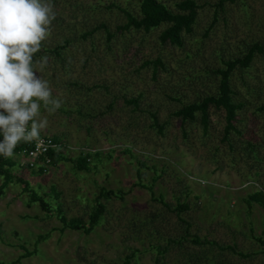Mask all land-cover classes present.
Returning a JSON list of instances; mask_svg holds the SVG:
<instances>
[{
	"label": "rangeland",
	"instance_id": "1",
	"mask_svg": "<svg viewBox=\"0 0 264 264\" xmlns=\"http://www.w3.org/2000/svg\"><path fill=\"white\" fill-rule=\"evenodd\" d=\"M158 1L177 12L183 0ZM193 1L200 6L196 22L179 48L160 44L163 28L117 30L124 10L137 14L138 0H51L56 18L33 68L61 101L53 114L41 106L48 119L41 133L62 143L63 158L39 175L22 156L11 157L13 174L52 210L30 203L18 180L2 190L0 262L122 264L135 250L129 264H155V250L164 248L160 264H264V210L245 203L264 189V53L231 75L235 101L245 103L237 112L241 136L230 133V143L223 142L224 114L212 108L207 135L197 118L174 117L182 105L217 93L213 72L221 60L264 42V0H225L222 9L220 0ZM100 24L113 34L110 41L101 28L90 33ZM58 46L64 48L55 55ZM42 57L43 69L36 63ZM155 59L164 68L154 77ZM138 97L137 107L125 102ZM82 150L97 152L88 170L76 167ZM102 190L115 196L101 197ZM57 202L66 219L87 223L96 203L104 214L85 234L64 227ZM179 204L187 209L177 211Z\"/></svg>",
	"mask_w": 264,
	"mask_h": 264
},
{
	"label": "trees",
	"instance_id": "2",
	"mask_svg": "<svg viewBox=\"0 0 264 264\" xmlns=\"http://www.w3.org/2000/svg\"><path fill=\"white\" fill-rule=\"evenodd\" d=\"M230 1L233 2L234 0ZM224 3L225 0H220L217 4V7L219 9H222ZM175 8L177 9V12L171 11L165 4L158 0H138L137 14L124 10L123 13L125 15L126 22L123 26L118 27L117 30L119 32L134 30L149 33L152 30L163 28L159 35L160 44H169L170 46L180 48L183 46V34H192L193 32V27L196 22L197 10L200 8V6H198L193 0H183L182 2L176 4ZM214 16L215 18L217 17V12H215ZM99 28L105 30L106 40L110 41V39L113 37V34L109 33L104 24H100L95 29H92L90 33L98 30ZM63 48V46H58L51 51L55 55H58L59 50ZM263 53L264 42H255L248 45L245 51L240 56L232 59L221 60L222 66L215 69L213 72L218 77L217 93L215 95L205 96L200 101L182 105L181 108L174 113V117L179 118L181 123H184L186 121L192 122L197 118L202 128V133L204 135H207L210 122L209 111L212 108L215 111L223 112L224 114V127L223 135L221 138L223 142L230 143V133L241 136L242 133L236 126L237 122L239 121L237 112L243 109L245 103L235 101L234 97L236 94L231 84V75L237 70L242 71L248 69L251 66L256 54ZM149 65L153 66L152 74L154 77L157 74L158 68H164V64L160 59L150 61ZM139 99L140 97L125 102H127V104H133L135 107H137L136 105ZM108 108H111V105H108ZM259 110L264 114V104L259 107ZM153 124H156L155 120ZM158 130L161 132V127H158ZM51 138L55 142V144H62L59 143L55 138ZM247 146L251 147L252 144L247 142ZM128 152L130 151L126 150V153ZM79 153L80 156L77 158L76 167L80 170H88L90 157L92 155L95 156L97 152L91 154L82 150ZM15 154L16 151L14 150L13 155ZM48 156L51 160V167L57 165V163H59L63 158L60 149L49 151ZM22 163L17 164L19 166H23ZM138 163L140 166H144V162L138 161ZM14 166L15 162L11 160V158L0 156V177L2 178L0 192L4 190L11 182H13L14 180H18L22 182L23 190L30 193V203L38 204L42 210L50 212L52 208L49 207L47 201L43 199L40 194L30 189L29 184L26 181H24L22 178H17L13 174L11 169ZM25 168L30 171H37V174L39 175H44V173H47V171H49H44L43 168H39L37 170H31L27 166H25ZM138 177L139 179H141L140 176ZM50 194V196L56 200L60 197V194L55 190V188L51 189ZM99 195L101 197H105L106 199L109 197V195L115 196L114 193H108L105 190H102ZM245 203L248 206H251V204H256L264 210V189L256 190L255 192L251 193L247 197V201H245ZM104 208V205L96 203L95 207L88 214L87 223H84L80 219H66L65 215L62 212L60 202H57V204L53 207V210L57 213L59 220L64 225V227L70 228L72 230H82L85 234H88L92 232L97 225L100 224L102 216L104 214ZM186 209L187 205L185 204L177 205V211L179 212H183ZM195 242L201 243L198 240H195ZM258 242L264 248V240L258 239ZM230 251L233 252V249L230 248ZM155 252L157 254L154 259L155 264H160V256H163L164 248L161 250H159L158 248L155 250ZM134 253L135 250L131 252V255L126 256L125 261L122 264H129L132 259L131 257H134ZM30 254L31 253L27 252L24 256H29ZM239 256L246 257V255L242 254H239ZM0 264L6 263L0 262Z\"/></svg>",
	"mask_w": 264,
	"mask_h": 264
},
{
	"label": "clouds",
	"instance_id": "3",
	"mask_svg": "<svg viewBox=\"0 0 264 264\" xmlns=\"http://www.w3.org/2000/svg\"><path fill=\"white\" fill-rule=\"evenodd\" d=\"M56 18L51 0H0V156L11 158L21 142L40 141L48 114L61 107L33 58ZM41 69L47 57L36 61Z\"/></svg>",
	"mask_w": 264,
	"mask_h": 264
},
{
	"label": "built area",
	"instance_id": "4",
	"mask_svg": "<svg viewBox=\"0 0 264 264\" xmlns=\"http://www.w3.org/2000/svg\"><path fill=\"white\" fill-rule=\"evenodd\" d=\"M2 139V136H0ZM40 141H33L31 143L21 142L15 148L16 155L22 156L25 160V166L31 170L43 168L49 170L51 168V160L48 156L49 151L61 149V145L55 144L51 137L40 133Z\"/></svg>",
	"mask_w": 264,
	"mask_h": 264
},
{
	"label": "crops",
	"instance_id": "5",
	"mask_svg": "<svg viewBox=\"0 0 264 264\" xmlns=\"http://www.w3.org/2000/svg\"><path fill=\"white\" fill-rule=\"evenodd\" d=\"M21 162H22V161H21ZM21 162H20V163H21ZM22 165H23V163H22Z\"/></svg>",
	"mask_w": 264,
	"mask_h": 264
}]
</instances>
